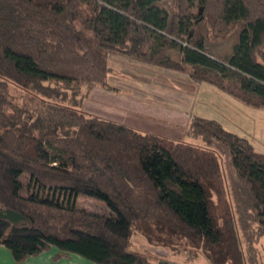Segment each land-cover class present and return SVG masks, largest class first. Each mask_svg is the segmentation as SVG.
I'll list each match as a JSON object with an SVG mask.
<instances>
[{
	"label": "trees",
	"instance_id": "1",
	"mask_svg": "<svg viewBox=\"0 0 264 264\" xmlns=\"http://www.w3.org/2000/svg\"><path fill=\"white\" fill-rule=\"evenodd\" d=\"M111 57L189 67L192 82L264 110V0H0V247L16 263L55 248V260L153 264L130 249L141 236L207 264H264V155L194 116L187 135L223 171L194 146L87 115Z\"/></svg>",
	"mask_w": 264,
	"mask_h": 264
},
{
	"label": "rangeland",
	"instance_id": "2",
	"mask_svg": "<svg viewBox=\"0 0 264 264\" xmlns=\"http://www.w3.org/2000/svg\"><path fill=\"white\" fill-rule=\"evenodd\" d=\"M228 37L229 33L222 41L211 37V43L224 51ZM109 65L113 71L109 74L108 86L93 88L80 106L87 115L122 123L142 133H153L169 142L194 146L200 153L215 156L224 171L226 159L223 155L206 147L200 139L187 135V126L195 111L196 116L217 120L226 130L248 139L255 152L264 155V110L247 107L207 83L192 82L189 67L184 73H178L119 57H111ZM30 99L24 96V100H34ZM180 114L184 117L182 120ZM73 203L86 210L108 212L103 202L93 198L75 195ZM133 243L131 250H143L146 244L159 254L160 259L166 255L164 252H172L151 247L141 236H135ZM5 252L10 256L11 264H20L13 261L7 250ZM173 253L183 254L180 251ZM193 258L198 259L190 260L192 264H206L201 255Z\"/></svg>",
	"mask_w": 264,
	"mask_h": 264
},
{
	"label": "crops",
	"instance_id": "3",
	"mask_svg": "<svg viewBox=\"0 0 264 264\" xmlns=\"http://www.w3.org/2000/svg\"><path fill=\"white\" fill-rule=\"evenodd\" d=\"M187 81H189V80L187 79ZM187 81H186V85L190 87L189 82H187ZM196 89L198 90L199 86H197ZM195 114L196 113L194 111V113H192V115L196 116ZM179 118L182 120L184 117L181 115ZM185 122H186V119L184 120V123ZM2 248L3 247H0V249H2ZM3 249H5V248H3ZM5 250H0V264H11L10 256H8L7 252H5ZM143 250L153 254L154 256H157L156 260L153 261V264H192V263H190L191 261H196L198 259V258L195 259V258L190 257L188 255L176 254L173 252H168V254H167V252H164L166 255L163 256L161 254L163 256V258L160 259V257L158 258L159 254L156 255L155 251L153 252V250L151 248H149L146 244H145V247H143ZM55 254H57V250L51 249V250L44 252L38 256L30 257V258L26 259L25 261L20 262V264H27V263H29V264H93L92 262H89V261H87V260H85V259H83L77 255H68L67 257H63V258L55 260L54 259Z\"/></svg>",
	"mask_w": 264,
	"mask_h": 264
}]
</instances>
